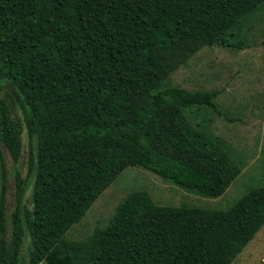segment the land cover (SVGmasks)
Instances as JSON below:
<instances>
[{
    "label": "trees",
    "instance_id": "1",
    "mask_svg": "<svg viewBox=\"0 0 264 264\" xmlns=\"http://www.w3.org/2000/svg\"><path fill=\"white\" fill-rule=\"evenodd\" d=\"M263 3L0 0V264H231L264 224V157L262 184L225 209L138 189L103 226L66 234L128 166L224 193L241 165L188 114L218 91L166 80L202 46L244 47L232 31Z\"/></svg>",
    "mask_w": 264,
    "mask_h": 264
},
{
    "label": "rangeland",
    "instance_id": "2",
    "mask_svg": "<svg viewBox=\"0 0 264 264\" xmlns=\"http://www.w3.org/2000/svg\"><path fill=\"white\" fill-rule=\"evenodd\" d=\"M239 27V26H238ZM230 38L245 46L200 47L166 80L167 86L188 90H217L215 108L188 110L191 120L223 140L226 151L240 165L241 172L224 193L217 197L201 196L141 167H126L94 200L83 218L66 236L81 239L95 226H103L121 199L132 190H145L160 205L187 204L225 209L250 188L262 184L264 157V3L242 20ZM194 107V106H193ZM22 157L18 165L25 172L27 141L22 136ZM7 168L13 163L4 149ZM6 208L13 207V179L8 177ZM29 240H27L28 242ZM27 243L22 251L27 255ZM38 264H46L41 261ZM231 264H264V224L244 246Z\"/></svg>",
    "mask_w": 264,
    "mask_h": 264
}]
</instances>
